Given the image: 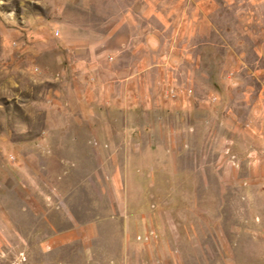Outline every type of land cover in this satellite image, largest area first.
<instances>
[{
	"label": "rangeland",
	"instance_id": "374dc122",
	"mask_svg": "<svg viewBox=\"0 0 264 264\" xmlns=\"http://www.w3.org/2000/svg\"><path fill=\"white\" fill-rule=\"evenodd\" d=\"M63 1L0 0V264L48 262L33 231L49 228V218L57 221L52 229L70 233L58 239L59 261L264 264V102L254 124L247 121L242 94L249 89L255 103L264 91V0H205L206 15L189 19L196 25L192 44L147 54L153 57L148 106L135 104L140 110L132 114V129L111 131L142 133L143 122L147 133L173 138L167 146L185 172L155 174L153 190L145 188V174L110 173L111 167L102 176L96 152L92 174L75 172L68 139L94 114L85 110L81 68L68 59L69 32L51 23ZM129 1L88 0L106 7ZM150 1L175 29L195 5ZM160 22L155 18L156 26ZM72 80L80 84L73 93ZM228 111L252 126H228ZM61 214L72 221L58 220Z\"/></svg>",
	"mask_w": 264,
	"mask_h": 264
},
{
	"label": "crops",
	"instance_id": "0c3cea01",
	"mask_svg": "<svg viewBox=\"0 0 264 264\" xmlns=\"http://www.w3.org/2000/svg\"><path fill=\"white\" fill-rule=\"evenodd\" d=\"M136 1L130 0L127 4L106 7L91 6L88 0H64L60 6L53 9L51 23L60 30L69 32L65 39V45L71 51L68 59L75 63L73 68H81L84 80L83 100L84 105L87 104L85 110L91 112L88 114H94L88 115L81 121L82 132L71 134L68 139V142L72 143L69 155L75 160L74 164H77L74 166L75 172L83 176L92 174L95 166L91 162V154L96 152L97 157L101 159L96 169L99 174L104 176L111 167L113 169L110 173L145 174L148 176L145 188L153 190L157 186L153 178L155 174L185 172L184 167L177 164L176 159L179 156L175 157L167 146V143L174 141L173 138L168 136L167 139L164 137L161 139L155 134L147 133L143 122H139L138 125L142 126V133H132V131L117 136L112 131L115 127L121 126L132 129L137 125L133 121L132 114L134 110H140L135 104L140 102L141 106H148V95L153 93L150 91L151 85L153 87V79H150L151 81L148 79V67L153 64V57L147 54L153 52L155 47L163 45L177 44L185 47L192 44L190 36L196 30V25L189 19L196 15L205 16L207 2L195 0L193 11H189L187 17L183 13L182 21H185L178 24V28L175 29L174 25L162 19V12L155 8L150 0H143L142 4H137ZM155 18L161 21L160 26L155 25ZM78 47L82 48L83 53L85 52L81 58L77 57L81 52ZM71 74L74 78L75 72L72 71ZM74 81H71L72 93L80 87V84ZM95 90L99 93L96 99L97 105L92 103ZM250 93L249 89L243 91V106L248 113L247 121L250 120L255 124L252 117L260 111L259 106L264 102V91L257 92L255 103L249 102ZM142 95L145 101L142 100ZM156 104L167 105L162 102ZM174 105L178 108L181 102L176 101ZM247 121L243 122L233 117L230 111L225 114V124L228 126H252ZM245 130L247 131L246 128ZM106 159H114V161L107 163ZM47 173L50 177L52 175L50 179H54L55 172L49 170L46 175ZM105 180L102 179V182L106 183ZM40 181L45 182L42 177H39V183ZM119 183L120 188L126 185L122 177ZM56 218L66 222L72 221L67 214L58 215ZM44 222L49 223V228L45 231H33L40 239L37 244L39 252L48 256V262L44 264H74L75 262H70L66 257L59 261L61 252L59 248L63 243H59L58 239L68 237L69 230L52 229L51 227L55 225L51 226V223L57 221L51 218ZM26 237H28L26 231L22 230L21 238ZM68 244L70 241L64 243L65 246H69ZM37 263L43 264L41 262L34 264Z\"/></svg>",
	"mask_w": 264,
	"mask_h": 264
}]
</instances>
